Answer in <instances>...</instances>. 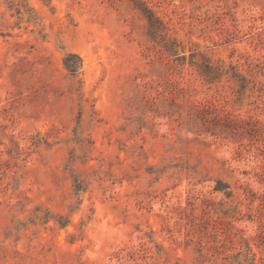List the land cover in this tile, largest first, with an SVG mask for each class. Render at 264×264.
Wrapping results in <instances>:
<instances>
[{
	"label": "rangeland",
	"instance_id": "rangeland-1",
	"mask_svg": "<svg viewBox=\"0 0 264 264\" xmlns=\"http://www.w3.org/2000/svg\"><path fill=\"white\" fill-rule=\"evenodd\" d=\"M0 264H264V0H0Z\"/></svg>",
	"mask_w": 264,
	"mask_h": 264
},
{
	"label": "trees",
	"instance_id": "trees-1",
	"mask_svg": "<svg viewBox=\"0 0 264 264\" xmlns=\"http://www.w3.org/2000/svg\"><path fill=\"white\" fill-rule=\"evenodd\" d=\"M167 48V47H166ZM169 52L174 53L173 49H167ZM176 54V53H175ZM76 56V55H75ZM78 59H80L78 56H76ZM195 58V55H193V59ZM68 60V59H67ZM66 60V62H67ZM193 66H197L200 75L202 78H204L205 82L207 84H216L222 82L224 78H230V80L235 79L240 83V87L242 90L246 88L245 77L242 76V74L238 73V69L236 67H231L232 70H234V73H230V70H226L224 67L220 65H214L210 59L207 57L202 56L201 62H192ZM69 67V65H68ZM77 67H73V71H76ZM231 74V75H230ZM263 85V84H262ZM230 186H228L223 181H218L217 185L215 187V191L217 192H225L227 197L232 196L231 191H227ZM246 241L245 239H243Z\"/></svg>",
	"mask_w": 264,
	"mask_h": 264
}]
</instances>
